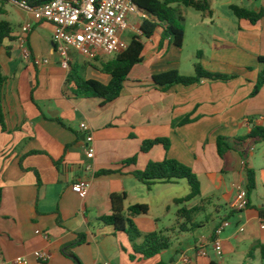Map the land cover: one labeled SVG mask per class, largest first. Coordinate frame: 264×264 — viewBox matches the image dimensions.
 Instances as JSON below:
<instances>
[{"label":"crops","instance_id":"crops-1","mask_svg":"<svg viewBox=\"0 0 264 264\" xmlns=\"http://www.w3.org/2000/svg\"><path fill=\"white\" fill-rule=\"evenodd\" d=\"M209 2L211 14L198 12L202 21L195 25L197 48H189L186 30L182 49L168 42L161 49L162 30L158 29L151 39H144V62L133 69L121 96L107 104L95 98H74L67 89L68 71L55 52L53 25L35 20L12 3L4 6L0 21L9 23L13 33L11 39L0 43V69L6 77L1 100L5 131L0 123V264H17L18 260L23 261L20 264H41L40 251L49 254L46 264H179L182 253L195 256L200 248L207 257H197L194 264H229L228 259L233 260L236 253L262 260L257 247L264 244V162L259 170L247 167L237 151L222 159L217 140L245 137L240 135L246 129L264 126V87L251 98L262 70L259 57H264V19L255 25L230 19L225 26L229 25L232 33L225 37L217 32L220 23L215 18L220 6L230 10L237 5L258 12L264 8V0H226L223 5L219 0ZM186 9L191 8H182L183 17ZM208 18L214 21L209 23ZM142 21L131 18L139 29ZM27 23L33 28L25 37L22 28ZM24 47L29 48L30 59L24 57ZM195 59H200L205 70L235 79L202 80L188 88H166L153 81L170 71L181 73L183 63ZM185 117L192 122L173 127ZM83 125L93 132V159L87 157ZM158 138L170 140L168 152L162 145L141 152L144 141ZM262 156L264 161V152ZM134 157L135 165L123 164ZM166 158L191 167L199 176L203 197L189 207L203 201L205 205L196 217L198 228L172 233L170 249L144 259L134 252L126 233L115 232L100 219L112 214L113 195H126L125 215L130 206L141 204L149 207L146 216H151L154 186L148 189L133 173ZM89 165L91 172L87 171ZM246 168L256 172L255 201L251 194L248 207L238 211L233 209L237 194L229 203L220 197L226 198L228 187L236 192L239 186L246 188ZM106 170L121 172L98 176ZM81 180L90 183L85 197L73 191ZM176 184L179 182L155 186ZM177 199L168 196L161 206L167 210ZM148 218L135 219L138 229L144 234L160 232L158 219ZM225 222L230 226L219 235V257L212 243ZM176 226L177 218L174 226L161 233ZM81 235L85 243L77 245Z\"/></svg>","mask_w":264,"mask_h":264},{"label":"trees","instance_id":"trees-1","mask_svg":"<svg viewBox=\"0 0 264 264\" xmlns=\"http://www.w3.org/2000/svg\"><path fill=\"white\" fill-rule=\"evenodd\" d=\"M16 3H26L30 8L37 9L48 4L51 0H13ZM10 3L8 0H0V15L4 13V6ZM138 9L146 16L140 26V35L134 36L130 42L128 49L116 55L108 61H100L99 56L95 61L100 62V66L91 64L98 72L108 76L110 82L102 84L95 80L86 79L81 70L85 66L78 63H72L66 78V87L71 91L74 98L99 99L104 104L111 103L118 99L123 90L125 83L128 81L133 69L144 62L145 43L144 39L149 40L153 37L158 29L162 30L160 48L165 47L166 42L178 49H182L185 44L186 32L184 28L185 19L183 17L182 8H191L196 12L211 14L209 0H135ZM230 10L239 20H247L255 25L264 19V8L256 12L237 5L230 6ZM13 29L11 25L5 21H0V43L5 39L12 38ZM200 53L198 58H200ZM259 63L262 70L258 75L256 86L251 93V98L256 97L264 87V57H259ZM235 79L234 76L212 73L201 65L196 64L195 73L192 76H186L178 71H170L159 76L153 77L156 85L166 88L173 86L192 87L201 83L202 80L228 82ZM6 77L0 69V123L2 129L6 130L5 118L2 112L1 100L2 91ZM60 124L64 125L61 120ZM192 122L190 117H185L173 124L174 128L188 125ZM264 142V126L254 125L249 134L245 137H237L234 139L219 137L217 140L218 154L222 159L230 151H237L246 159L249 143ZM162 145L166 152L169 151L171 142L169 139H154L143 142L141 152L149 153L154 147ZM137 157H134L125 163V166L135 165ZM247 164L245 163V166ZM121 171L106 170L98 173V176H107ZM247 174V196L256 190V172L246 168ZM133 176L148 189H151L157 184H174L181 180H186L190 188V194L183 198L174 201L177 211V226L174 229L168 230L166 233H142L135 219L149 214L147 205L130 206L125 215L126 195H113L111 197L112 214L100 219L102 223L114 228L115 232H124L127 234L129 242L138 255L144 259H150L162 252L168 250L172 246V233H188L200 226L196 222V217L203 210L205 202L196 207L189 205L203 197L202 184L199 176L194 170L173 159L166 158L163 162H151L147 165L144 171L134 172ZM39 184L40 179L38 176ZM3 197V191L0 189V201ZM85 243V236L81 235V239L76 243L81 245ZM260 250L261 258L264 261V244H259L257 247ZM132 258V257H131Z\"/></svg>","mask_w":264,"mask_h":264},{"label":"built area","instance_id":"built-area-1","mask_svg":"<svg viewBox=\"0 0 264 264\" xmlns=\"http://www.w3.org/2000/svg\"><path fill=\"white\" fill-rule=\"evenodd\" d=\"M8 1L31 13L35 20L53 25V45L55 52L61 56V65L66 71L70 70L73 62L69 55L71 51L89 59H96L100 54L116 56L125 52L129 47V42L125 37L126 33L140 34V29L131 22V18H146L138 9L135 0H51L37 9H32L23 2ZM32 28L30 23L23 26L22 32L25 37L32 32ZM25 43L24 39L23 44ZM22 53L26 59H30L31 52L28 47H24ZM82 131L87 143V157L93 159L95 152L93 132L88 125H83ZM87 171H92L90 165L87 166ZM89 188V181L81 180L73 186V191L85 197ZM237 192L233 209L242 211L248 207L247 190L244 186H239ZM228 226H230L229 222H225L217 229L212 243L219 257L222 256L219 235ZM261 228L264 229V217L261 218ZM44 238L47 240L48 236L44 235ZM197 257H207V252L200 248L195 256L182 253L179 264H194ZM38 260L41 264H46L49 254L40 251ZM22 262L18 260L17 264Z\"/></svg>","mask_w":264,"mask_h":264},{"label":"rangeland","instance_id":"rangeland-1","mask_svg":"<svg viewBox=\"0 0 264 264\" xmlns=\"http://www.w3.org/2000/svg\"><path fill=\"white\" fill-rule=\"evenodd\" d=\"M225 2L226 0H219L220 5L225 4ZM218 11H219V14L217 17H219L221 20L219 21L217 20V17L215 18V21H217L218 24L220 23L219 24L220 26L217 28V32L226 37V35L232 33V29L231 27H229V25L225 26V24L230 19L232 21H237V18L234 16L232 11L229 10L227 7L220 6ZM186 13L187 14L184 15V19H185L184 28H185V31L187 30V33L189 36V41H190L189 48L195 49L197 48L195 47V43H196L195 25L198 22H201L202 18L200 14L193 9H186ZM207 21L209 23H212L214 20L208 18ZM18 22L19 20L17 21V23ZM16 24L15 26L17 27ZM125 37H126V40L129 42L132 38V33H129V32L126 33ZM69 55L73 59V64L76 62L80 64L81 66L83 65L85 66V68L81 70V73L86 79L95 80L102 84H107L109 78L106 75L98 72L97 70H95L93 67L90 66L91 64L100 66L101 65L100 62H96L95 59L86 58L75 51H71ZM114 57H115L114 55H105V54L99 55L100 61H108ZM201 63L202 62L200 61V59H195L192 61L184 62L182 69H181L182 70L181 74L183 73L190 74L191 72L195 73L196 64H201ZM140 69L143 71L142 68ZM248 132H249L248 129H246L244 133H241L240 136H246ZM249 144H250V148L248 149V155L246 159L244 160V162L247 164V167L249 166L250 168H255L259 170V168H261L264 162L263 156H262L264 152V142H260L257 144H254V143H249ZM203 184H205L204 180H203ZM204 189L206 190V187H204ZM189 194H190V188L186 180H181L179 181V184H176L174 186L159 185V186L153 187V194L151 197L153 207H152V212L150 214L151 216H145V217H149L148 219H151V218L158 219L157 222L159 223V226H160V232L158 233L165 231L167 228H171L172 226L175 225V222H176V218H177L176 214H177L178 207L175 205H170V207L167 210H164V208L161 206L163 205V203H165L168 196L174 195L177 198L179 197L180 199H183L187 197ZM236 194H237L236 191L230 190V188L228 187L226 198H224L223 196L220 198H222V200L224 199V202L229 203L231 196L232 195L236 196ZM255 195H256L255 192H253L251 196L252 202L255 201ZM216 199L217 197H215L214 199L215 202L217 201ZM262 199L264 200V197ZM198 201L199 200H195L193 203L197 204ZM223 207L226 208L225 203H223ZM224 258L225 260L228 259V257L226 256H224ZM228 261H229V264H264V261L261 260L260 258H257L256 260L247 259L246 253L245 254L236 253L234 255V259L231 260L229 258Z\"/></svg>","mask_w":264,"mask_h":264},{"label":"water","instance_id":"water-1","mask_svg":"<svg viewBox=\"0 0 264 264\" xmlns=\"http://www.w3.org/2000/svg\"><path fill=\"white\" fill-rule=\"evenodd\" d=\"M71 258H73L74 260H76L75 257H73V256H71ZM76 261H77V260H76ZM78 264H80V263L78 262Z\"/></svg>","mask_w":264,"mask_h":264}]
</instances>
